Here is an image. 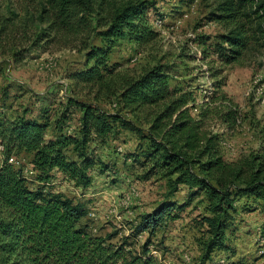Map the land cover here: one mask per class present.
Here are the masks:
<instances>
[{
	"label": "trees",
	"instance_id": "1",
	"mask_svg": "<svg viewBox=\"0 0 264 264\" xmlns=\"http://www.w3.org/2000/svg\"><path fill=\"white\" fill-rule=\"evenodd\" d=\"M156 6V0H28L23 17L0 12L1 54L20 62L37 48L84 51L86 67L71 79L93 92L96 100L117 97L124 110L147 125L143 128L120 114L100 111L89 102L77 103L82 115L76 133L67 132L60 118L51 138L48 119L29 117L27 110L15 118L1 116L5 156L0 164V264H164L153 237L198 196L206 201L200 256L205 264L216 250L228 247L238 200L264 201V146L228 160L222 151L223 133L215 132L209 122L218 116L227 129H234L242 115L240 106L227 100L217 84L197 108L196 97L171 82L175 75L167 64L159 62L139 74L110 65L119 39L139 48L157 45L161 32L153 21L165 16L156 9L153 20L150 11ZM209 19L229 27L216 42L217 55L226 63L264 48V0H218ZM121 126L146 141L145 177L160 176L167 186L159 206L143 214L129 234H95L82 222L88 214L82 202L31 188L9 161L25 152L32 155L42 181L56 169L77 186L88 187L90 171L101 163L90 152V144L115 137ZM182 187L187 193L180 204L177 194ZM145 232L148 236L141 241ZM116 236L118 242H112Z\"/></svg>",
	"mask_w": 264,
	"mask_h": 264
},
{
	"label": "rangeland",
	"instance_id": "2",
	"mask_svg": "<svg viewBox=\"0 0 264 264\" xmlns=\"http://www.w3.org/2000/svg\"><path fill=\"white\" fill-rule=\"evenodd\" d=\"M27 1L0 0V12L14 11L23 17L21 11ZM192 1L156 0L157 8L150 11L153 20L156 9L165 16L157 45L139 48L128 39H119L111 50L109 62L116 70L131 74H139L159 62L169 65L175 75L171 82L191 92L198 100L197 108L217 84L226 93L227 100L240 106L242 112L234 129H227L218 116L209 121L215 132L223 133L225 158L236 160L264 146V48L249 50L231 63L221 60L216 42L229 27L209 19L218 0ZM189 32L197 34V47L206 56L200 61L188 45ZM85 67V52L72 47L33 49L20 62L0 53V118L3 115L15 118L27 110L29 117L49 120L48 138L56 134L55 126L60 118L65 120L66 131L74 134L79 130L82 115L77 103L89 102L100 111L120 114L147 128L144 122L136 121L122 108L117 97L96 100L87 87L77 85L71 75ZM118 130L115 137L104 143L90 144V152L101 163L90 171L92 182L88 187L77 186L56 169L42 181L32 155L25 152L13 155L14 161H9L21 170L31 188L62 193L82 202L88 210L82 222L95 234L106 236L116 231L120 235L129 234L143 214L159 206L167 186L160 176L145 177L142 152L146 141L134 130L122 126ZM0 152L1 164L5 155ZM132 187L139 194L130 205L119 204ZM186 193V187L178 192L180 204L186 201ZM205 205L201 196L193 198L179 210L176 220L169 221L155 234L156 254L162 257L164 264H201V242L206 236L201 213ZM237 205L239 211L235 214V225L228 232V247L216 250L205 264H264V201L242 197ZM92 212L94 215L90 214ZM119 236L111 241L118 242ZM147 236L145 232L141 241Z\"/></svg>",
	"mask_w": 264,
	"mask_h": 264
},
{
	"label": "built area",
	"instance_id": "3",
	"mask_svg": "<svg viewBox=\"0 0 264 264\" xmlns=\"http://www.w3.org/2000/svg\"><path fill=\"white\" fill-rule=\"evenodd\" d=\"M153 25L154 27L159 30L161 32V28L165 25L164 24V20L162 18H158L156 20L153 21ZM187 38H188V45L192 51V53H194V56L196 58V60L200 61L203 59V53L202 51L197 47V44H196V40H197V34L194 33V32H189L187 34ZM46 67H49V63L45 65ZM71 129H74V128H71ZM0 151H2L3 153V146L0 145ZM1 154V152H0ZM10 161H14V157H11L9 159ZM27 171V169H26ZM32 172V171H31ZM139 194L138 190L135 188V187H132L130 191H128L127 193H125L123 195V197L121 198V200L119 201V204L121 205H125V206H128L132 203L133 199L135 196H137ZM91 215H94V213H90ZM188 259L189 257L186 256Z\"/></svg>",
	"mask_w": 264,
	"mask_h": 264
}]
</instances>
